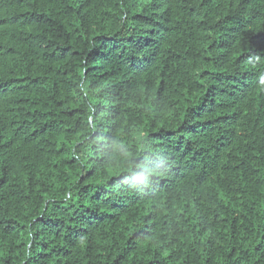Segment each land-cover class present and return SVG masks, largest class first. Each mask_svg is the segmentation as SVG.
Instances as JSON below:
<instances>
[{"label": "trees", "instance_id": "1", "mask_svg": "<svg viewBox=\"0 0 264 264\" xmlns=\"http://www.w3.org/2000/svg\"><path fill=\"white\" fill-rule=\"evenodd\" d=\"M0 264H264V0H0Z\"/></svg>", "mask_w": 264, "mask_h": 264}]
</instances>
